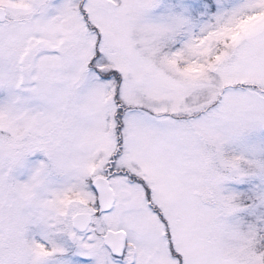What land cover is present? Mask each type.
Returning <instances> with one entry per match:
<instances>
[{
	"label": "snow or ice",
	"instance_id": "6c2138e0",
	"mask_svg": "<svg viewBox=\"0 0 264 264\" xmlns=\"http://www.w3.org/2000/svg\"><path fill=\"white\" fill-rule=\"evenodd\" d=\"M0 264H264V0H0Z\"/></svg>",
	"mask_w": 264,
	"mask_h": 264
}]
</instances>
